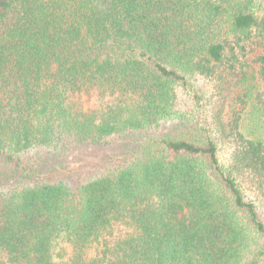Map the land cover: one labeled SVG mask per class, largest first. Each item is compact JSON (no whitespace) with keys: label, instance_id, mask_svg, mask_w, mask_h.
<instances>
[{"label":"trees","instance_id":"trees-1","mask_svg":"<svg viewBox=\"0 0 264 264\" xmlns=\"http://www.w3.org/2000/svg\"><path fill=\"white\" fill-rule=\"evenodd\" d=\"M255 29L264 0H0V264H264L236 179L264 188V38L230 167L199 87L246 67ZM170 124L120 165L61 162Z\"/></svg>","mask_w":264,"mask_h":264},{"label":"rangeland","instance_id":"rangeland-1","mask_svg":"<svg viewBox=\"0 0 264 264\" xmlns=\"http://www.w3.org/2000/svg\"><path fill=\"white\" fill-rule=\"evenodd\" d=\"M263 38L264 33L260 34L256 29L252 31V41L248 45V47H250L251 56L250 54L247 55L248 58L247 61H245L246 67H244L239 74L228 76L227 79H224V84L218 87H215V83L213 81H205L206 83L203 82L199 86L201 92L206 93L208 97L212 98L208 101V111L204 106L206 111L202 114L208 113L210 116L212 115L211 117L214 120V134H217V136H215L217 137V144L219 148V160L225 168L230 167V152L232 144L229 124H231L233 114L238 112L240 109V105L237 103V100L238 98L244 97L247 101L246 92L248 90L253 89L254 86L259 89L261 88V85L258 82H256L257 84L254 83L252 79V77L256 75L257 70L256 66L252 63L251 57L254 56V51L258 47L257 42ZM250 100L248 102H250ZM203 108L200 111H202ZM254 114L255 111H248V107L246 108V112L242 116L241 121L242 130L244 128L246 129V127H250V129L252 128V120L254 119H251V116ZM196 118H201V114L197 115ZM189 127L193 128V125L191 124ZM183 131H188V129H177L171 124L161 125L157 130L141 132L140 134H135L128 138L125 137L111 140L99 149L93 148L92 151H84L80 154L78 151L74 152L73 156L70 155V157L61 162L66 161L67 167L69 166L74 168V166H77L78 168L82 167L87 171L94 170L95 165L100 163L101 160H106L108 163L110 159L115 158V162L120 165V162L123 159H126L125 156L130 157L137 146L143 144L150 138L157 137L160 134L179 135L182 134ZM236 179L246 200L254 202L264 215V188H260L258 184H256L246 174H237ZM261 243L264 244V239Z\"/></svg>","mask_w":264,"mask_h":264}]
</instances>
